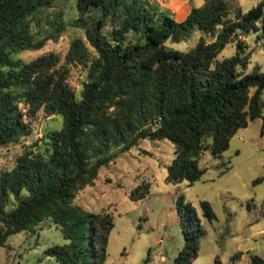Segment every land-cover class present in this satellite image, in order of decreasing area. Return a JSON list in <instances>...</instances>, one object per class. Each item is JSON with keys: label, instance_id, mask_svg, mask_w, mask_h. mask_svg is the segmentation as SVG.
<instances>
[{"label": "trees", "instance_id": "obj_1", "mask_svg": "<svg viewBox=\"0 0 264 264\" xmlns=\"http://www.w3.org/2000/svg\"><path fill=\"white\" fill-rule=\"evenodd\" d=\"M68 1L0 0V147L28 137L39 112L63 118L60 129L44 131L23 145L11 168L0 169V247L50 219L67 242L48 247L45 255L58 264H79L87 256L103 264L113 215L74 204L76 193L144 138L171 141L166 180L192 184L204 173L198 165L204 150L222 153L238 129L263 115L264 71L246 70L251 57L245 37L255 33L264 51V0L247 11H230L231 0H205L180 21L158 0H74L77 15L69 23L47 28L45 35L34 29L46 10L58 8V17ZM66 25L84 36L73 38L64 55L19 57L42 49ZM193 30L202 35L191 48L166 44L186 40ZM229 44L233 54L218 58ZM79 65L85 75L76 90L70 77ZM148 188L137 185L130 198L144 199ZM177 206L185 242L173 264H192L202 229L182 196ZM200 206L208 220L215 218L209 201ZM251 260L264 264L257 255Z\"/></svg>", "mask_w": 264, "mask_h": 264}, {"label": "rangeland", "instance_id": "obj_2", "mask_svg": "<svg viewBox=\"0 0 264 264\" xmlns=\"http://www.w3.org/2000/svg\"><path fill=\"white\" fill-rule=\"evenodd\" d=\"M259 1L231 0L228 8L247 11ZM57 11L56 7L46 10L41 15L42 22L34 29L45 35L47 28L69 23L77 15L75 1L69 0L58 17ZM200 35L199 30H193L186 40H167L166 44L187 50ZM77 36H84L83 31L66 25L56 38L46 40L42 49L24 51L19 57L29 61L47 51L64 55ZM245 39L251 57L246 70L258 67L264 71V51L257 44L255 33H249ZM233 52L234 47L229 44L218 58ZM84 75L82 66L72 69L70 83L76 90L80 89ZM31 123L32 133L28 137L0 147V169L13 166L23 145L39 139L46 130L60 129L63 118L39 112ZM173 156L174 144L168 139H141L101 166L93 183L76 193L74 204L94 213L105 209L113 215L114 227L108 235L103 264H173L185 242L177 206L180 196L184 203L194 207L202 229L198 255L192 264H212L216 258L220 264H256L251 260L253 255L264 259V113L247 127L238 129L222 153L215 155L209 149L204 150L198 159L204 173L192 184L187 180L179 183L166 180ZM227 166L229 169L222 172ZM258 177L262 180L254 184ZM144 183L149 185L147 196L131 199L132 189ZM201 200L210 202L215 213L213 220L203 215ZM66 242L59 226L45 219L33 230L9 236L6 245L0 247V264H58L44 251ZM236 253L241 254L233 258ZM79 264H94V258L87 256Z\"/></svg>", "mask_w": 264, "mask_h": 264}, {"label": "crops", "instance_id": "obj_3", "mask_svg": "<svg viewBox=\"0 0 264 264\" xmlns=\"http://www.w3.org/2000/svg\"><path fill=\"white\" fill-rule=\"evenodd\" d=\"M175 20H183L193 7L201 6L205 0H158Z\"/></svg>", "mask_w": 264, "mask_h": 264}]
</instances>
